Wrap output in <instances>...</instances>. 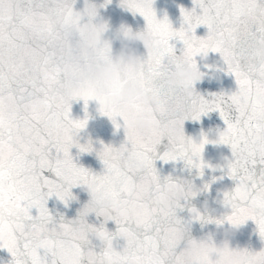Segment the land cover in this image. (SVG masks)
<instances>
[{"label": "snow or ice", "instance_id": "6c2138e0", "mask_svg": "<svg viewBox=\"0 0 264 264\" xmlns=\"http://www.w3.org/2000/svg\"><path fill=\"white\" fill-rule=\"evenodd\" d=\"M74 3L0 0V248L12 257L9 264H181L179 250L166 248L162 240L170 229L185 228L177 210H183L195 193L170 176L161 178L154 161L184 160L202 175L209 167L201 158L208 140L203 133L199 142L185 137L183 123L199 121L211 111H217L225 124L214 143L227 145L232 153L222 170L235 182L224 193L234 205L223 220H252L264 240V69L249 68L235 42L242 21L251 20L264 31V0H192L191 10L180 8L179 29L166 16L156 18L153 0H121V6L144 18L153 39L133 70L140 86L146 87L174 60L211 52L219 54L222 70L234 77L236 88L210 94L211 102L199 93L185 100L161 89L152 106L159 128L148 139L125 131L119 147L101 142L96 151L101 173L78 166L70 154L73 131L87 122L86 111L84 120L71 118L72 101L82 100L86 109L88 101L95 100L100 114L121 127L106 99L84 86L91 65L106 56L108 44L97 49L86 44L87 34L101 32L104 26L92 23L95 5L85 0L83 11H74ZM201 25L207 29L203 37L195 35ZM170 41L182 43L179 55ZM164 137L167 150L158 154ZM75 147L80 153L94 151L91 144ZM89 180L99 187L108 183L114 193L125 195L136 205L135 215L104 217V222L116 225L109 231L104 222H88L92 201L71 220L50 214L49 197L67 206L74 199L70 189ZM188 211L194 220L212 222L192 207ZM96 232L109 237L106 246L93 243ZM114 241L123 243L114 246ZM252 255L250 264H264V249Z\"/></svg>", "mask_w": 264, "mask_h": 264}, {"label": "clouds", "instance_id": "9594fccd", "mask_svg": "<svg viewBox=\"0 0 264 264\" xmlns=\"http://www.w3.org/2000/svg\"><path fill=\"white\" fill-rule=\"evenodd\" d=\"M96 16L93 18L92 23L97 27L103 25L104 30L101 32L90 31L85 38V42L92 49L102 48L107 43L108 49L104 58L91 65L84 86L106 99L108 105L117 114V118L122 121L121 126L124 133L127 131L137 138L148 139L159 128V121L152 111V106L158 103L160 90L164 89L169 94H175L185 100H189L196 93L194 85L202 80L205 73L200 70L195 58H181L174 60L163 74L157 73L154 75L146 87L140 86L136 82L133 70L139 60L152 47L153 39L151 35L145 28L140 31H133L130 26L121 25L117 30L120 48L114 52L110 42L102 38L107 27L106 23H94ZM235 42L238 56L249 68L257 72L264 69V31H260L258 26L254 25L251 20L242 21L236 32ZM137 44L142 45L144 49L142 54L138 53L135 47ZM195 57H199L201 61H206L208 54L199 53ZM205 67H208V65L205 64ZM206 100L211 102L212 97ZM84 119L85 117L80 120ZM86 124L78 131H73V147L76 144L82 146L91 144L93 148L90 140L86 139L83 144L79 142V134L86 128ZM219 135L220 131L216 133V137L218 138ZM205 136L208 143L217 144L214 143L217 138L210 140L207 135ZM99 149H95V151ZM237 158L240 160L244 159L240 154L237 155ZM231 160L232 153L231 158L224 157L223 164H216L214 167L224 168ZM180 182L188 191L195 193L194 196L202 190L190 181L181 180ZM80 185L89 194V201H92L89 214L96 216V213L100 212L102 213V218H121L135 215L137 211L136 205L130 203L125 195L114 193L110 184L105 183L102 187H99L89 180ZM203 190H207L205 185ZM224 193L222 198L216 199L214 203L223 209L230 210L231 213L234 201L227 198ZM192 208L201 217L210 218L211 209L207 201L199 209L196 207ZM225 221L227 222V227L223 226L224 221L217 223L218 228H220V234L224 238L220 243H216L211 235L203 239H195L187 235L185 228L170 229L165 233L162 243L172 251L179 250L177 255L181 264H250L253 259L252 254L255 252L246 248L231 247L229 244V238L244 223ZM92 239L98 242L99 245L106 246L109 243V237L102 232L93 233ZM261 249H264V247Z\"/></svg>", "mask_w": 264, "mask_h": 264}, {"label": "water", "instance_id": "95a60500", "mask_svg": "<svg viewBox=\"0 0 264 264\" xmlns=\"http://www.w3.org/2000/svg\"><path fill=\"white\" fill-rule=\"evenodd\" d=\"M88 3L95 5L97 16L94 19L96 22H104L107 27L103 33V39L108 40L113 51H118L120 48V40L118 38L117 30L121 25H127L133 31H140L145 28V20L139 14H133L126 7L121 6V0H110V3H105V0H88ZM103 5V6H101ZM85 7V0H75L73 4L74 11H83ZM152 7L158 19L168 18L174 29H179L182 22L180 8L191 10L194 5L192 0H153ZM199 12V9H197ZM85 21L87 17H84ZM207 29L201 25L195 29V35L203 37L206 35ZM176 48V54H180L183 45L180 41H170ZM138 53H143L142 45H135ZM200 70L205 73L202 80L194 85L196 93H199L205 99H210L212 93L231 92L236 88L234 77L226 73L223 69V61L219 54L208 53L206 61H201L199 57H195ZM205 64L208 67H205ZM99 105L95 100L88 101L85 109L82 100H75L71 102L70 115L72 119H83L85 111L87 112L88 121L86 128L80 132V143L83 144L85 140H90L94 151L91 153H80L76 147L70 149V154L73 157V162L78 166H82L91 170L93 173H101L103 165L96 155L95 149L101 147V142L104 145H111L119 147L125 140V134L122 126L117 129L112 121L98 111ZM117 122L122 125V121L117 118ZM225 128L224 121L220 118L217 111H211L207 115H201L199 121L186 119L183 123V130L185 137H191L194 141L199 142L201 133L207 135L208 139H216V133ZM167 137L162 138L161 143L157 146V153H163L167 150ZM231 158V151L227 145L223 144H205L201 153V158L209 167L202 169V175L198 174L197 169L189 168L184 160L176 161H162L156 159L154 166L161 178L170 176L174 180H187L194 184L197 188L202 189L196 196L190 197L183 210H177V215L184 223L187 235L195 239H203L211 235L216 243H220L224 238L220 234L216 221H224V227H227V222L223 218L230 213V210L221 208L214 203L216 199L222 198L225 191H230L235 182L224 174L221 168L214 167L216 164H223V158ZM259 167V166H258ZM51 178V173H45ZM204 185H208L207 190H203ZM72 197L69 199L67 206L58 200L55 196H51L46 201V207L50 214L59 219L63 216L66 220L76 218L78 211L89 201L90 197L87 191L81 186L77 185L70 189ZM207 201L211 209L210 218L212 222L205 223L192 219V214L189 213V207L200 208L201 205ZM181 203H184L183 201ZM34 213V210H33ZM89 223L98 225L103 221V218H97L94 214H89L87 217ZM105 227L109 231H115L116 225L113 221L104 222ZM94 244L98 242L93 240ZM122 244L123 241H114L116 244ZM231 247L246 248L250 251L256 252L264 247L260 236L258 235L256 224L252 220L246 221L239 227V230L229 238ZM12 257L6 249L0 248V264H9Z\"/></svg>", "mask_w": 264, "mask_h": 264}]
</instances>
